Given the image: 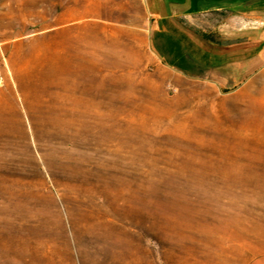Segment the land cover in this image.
<instances>
[{
  "label": "rangeland",
  "instance_id": "374dc122",
  "mask_svg": "<svg viewBox=\"0 0 264 264\" xmlns=\"http://www.w3.org/2000/svg\"><path fill=\"white\" fill-rule=\"evenodd\" d=\"M106 1L0 0V264H82L75 220L100 197L145 264H245L264 252V29L227 50L183 20L219 0H145L159 31L144 0Z\"/></svg>",
  "mask_w": 264,
  "mask_h": 264
},
{
  "label": "bare ground",
  "instance_id": "6f19581e",
  "mask_svg": "<svg viewBox=\"0 0 264 264\" xmlns=\"http://www.w3.org/2000/svg\"><path fill=\"white\" fill-rule=\"evenodd\" d=\"M74 16L75 14L72 17ZM168 75L173 77V80H181L173 76L174 74ZM93 203L96 207H93L89 216L75 220V235L81 263L145 264L142 233L134 241L128 238L129 222L125 206L123 215L119 217L109 210L104 197L97 198Z\"/></svg>",
  "mask_w": 264,
  "mask_h": 264
},
{
  "label": "crops",
  "instance_id": "0c3cea01",
  "mask_svg": "<svg viewBox=\"0 0 264 264\" xmlns=\"http://www.w3.org/2000/svg\"><path fill=\"white\" fill-rule=\"evenodd\" d=\"M145 1V0H144ZM218 2V0H217ZM219 2L221 4H219ZM217 4L211 5L209 9L202 14L183 16V20L190 31H194L202 37L209 39L205 36V30H198L199 26L192 22L205 20H212L220 26L218 32L220 39L219 42L213 40L216 44H223L227 47V50L237 51L241 44L252 43L258 35L252 34L245 36L243 31L247 29H264V0H219ZM110 6V1L107 0L102 3L101 6ZM145 7L150 14L152 21V29L159 31V22L164 18L163 15L156 10H148L147 3L145 1ZM67 10V9H66ZM65 10V11H66ZM109 9H101V11H108ZM73 11H83L80 9H73ZM251 23V25H249ZM249 25V26H248ZM214 27V26H213ZM218 28V27H217ZM208 34V32H207ZM258 54H262L259 52ZM245 264H264V252L258 253L250 257Z\"/></svg>",
  "mask_w": 264,
  "mask_h": 264
}]
</instances>
